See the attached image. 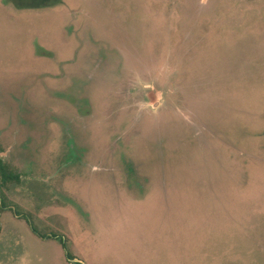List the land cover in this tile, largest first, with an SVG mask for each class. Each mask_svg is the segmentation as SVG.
<instances>
[{
	"label": "rangeland",
	"instance_id": "obj_1",
	"mask_svg": "<svg viewBox=\"0 0 264 264\" xmlns=\"http://www.w3.org/2000/svg\"><path fill=\"white\" fill-rule=\"evenodd\" d=\"M0 162V264H264V0H0Z\"/></svg>",
	"mask_w": 264,
	"mask_h": 264
},
{
	"label": "trees",
	"instance_id": "obj_2",
	"mask_svg": "<svg viewBox=\"0 0 264 264\" xmlns=\"http://www.w3.org/2000/svg\"><path fill=\"white\" fill-rule=\"evenodd\" d=\"M0 175L2 176L3 181L11 180L12 178L16 179L15 176H12V174H10L8 171L6 172V167H4L1 164V162H0ZM26 224L30 227L28 221H26ZM30 229H31L32 233H34L35 235H37L40 239H45L46 238V236L38 234L34 228H30ZM48 239L57 240V238H56L55 235L48 237ZM59 243L61 245V248L65 252L64 254H65L66 260L68 262H70V263L73 262L74 261V257H72L68 252L65 251L66 249H65V243H64V241L61 239V240H59ZM74 264H81V263L74 262Z\"/></svg>",
	"mask_w": 264,
	"mask_h": 264
}]
</instances>
